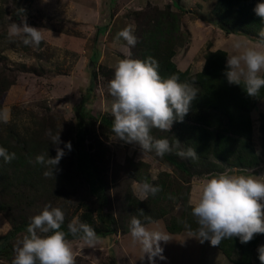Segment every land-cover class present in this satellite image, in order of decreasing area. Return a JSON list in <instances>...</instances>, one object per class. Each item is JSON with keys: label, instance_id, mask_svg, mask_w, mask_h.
<instances>
[{"label": "rangeland", "instance_id": "374dc122", "mask_svg": "<svg viewBox=\"0 0 264 264\" xmlns=\"http://www.w3.org/2000/svg\"><path fill=\"white\" fill-rule=\"evenodd\" d=\"M219 13L258 31L226 0H0V238L17 228L0 264H168L150 243L161 235L175 238L169 264H234L212 241L224 222L252 229L248 214L264 225V113L251 111L259 164L240 169L195 131L205 118L184 96L195 82L165 70H202L228 35ZM248 49L233 77L264 70V41ZM188 203L203 227L173 237L166 223L186 222Z\"/></svg>", "mask_w": 264, "mask_h": 264}, {"label": "trees", "instance_id": "16d2710c", "mask_svg": "<svg viewBox=\"0 0 264 264\" xmlns=\"http://www.w3.org/2000/svg\"><path fill=\"white\" fill-rule=\"evenodd\" d=\"M226 2L229 7L246 16L249 22L257 27L258 31L264 27V0H226ZM218 16L221 28L226 33L235 32L250 35L245 28H235L231 23L224 21L220 13ZM172 29H175L174 25ZM162 30L163 27L160 24H155L152 30L145 31V41L151 44L152 49H157L159 41L163 38ZM147 51L148 48H146ZM226 57L227 53L224 50L208 51L204 57L202 70L193 77L188 75V71L179 70L172 61L167 62L165 70L168 71L171 68L175 80L183 82L184 80H192L191 82H195L193 89L184 92V96L187 95L190 99L185 100L188 102V107L189 105L192 106L193 110L201 112L205 118V126L195 127V131H200L206 144L213 145L211 151L215 153V156L224 161H229V157L233 156L237 159L233 165L246 170L259 164L250 141L251 111L257 101L264 98V71L254 75L250 80L233 78L230 76V67L226 62ZM148 65V63H144V68L149 79L152 80ZM263 127L264 123L261 128ZM249 158L252 161L248 160ZM168 160L174 163L169 157ZM244 164L247 166H242ZM177 165L181 166L180 163ZM185 211L190 214L186 222L183 218L177 219L175 217L167 221L166 229L169 232H192L203 227V212L200 209L188 203L184 206ZM248 219L253 226L252 229L244 228L238 223L224 222L217 230L212 242L234 264H253L251 251L254 248L256 264H264V243L262 242L264 240L261 241L260 236L255 232L257 229L264 235V225L255 216L248 214ZM195 220H197L196 228L192 225ZM87 228L94 230L92 227ZM16 231L17 228L13 227L0 238V252L8 250V241L16 234ZM28 236L30 238L31 256L35 258L38 250L34 251L32 232L28 231ZM50 246L49 244L47 247L50 248Z\"/></svg>", "mask_w": 264, "mask_h": 264}, {"label": "crops", "instance_id": "0c3cea01", "mask_svg": "<svg viewBox=\"0 0 264 264\" xmlns=\"http://www.w3.org/2000/svg\"><path fill=\"white\" fill-rule=\"evenodd\" d=\"M209 19L210 20L215 19V22H217V21L219 22V20L217 19L216 15L210 16ZM227 34L228 35L225 34V35H223L221 37V42L220 43H222V46H217L216 49H213V50L221 49V50H224L227 53L226 62L229 64V67H230V71H229L230 76L233 77L232 73L234 72L235 67H238V65H240V62L242 60V55L243 54L240 53L241 49L243 47L248 49V47H250L251 45H254V42H262V41H264V27L260 28L259 31L255 35H246V34H243V33H235V32H230V33H227ZM234 43H235V46H236L235 48H234V45H233ZM210 46H212L211 42H210ZM203 62H204V60H203ZM243 63H245V62H243ZM243 63H241V64H243ZM246 67L248 68V65ZM261 67H262V69H264V63H263V65H261ZM233 78L238 79L237 77H233ZM261 108L264 109V98H262V99L257 101V103L255 105V108H254V111L259 110L258 113H264V111L261 110ZM258 186H259L258 189L264 190V181L260 182V184ZM195 207L198 208V206H195ZM198 209H200V207ZM200 210L202 211V209H200ZM147 227L148 226L146 225V226L142 227V229L147 228ZM139 229H141V228H138V229H135V230H131V231L127 232L125 234V236L137 235V233L140 231ZM167 233H169L173 237H175L177 235H180L179 233H181V232L172 233V232L167 231ZM164 238H166V237H164L162 235H161V237H153V238L150 239V241H151L150 243L152 245V249H153L154 255H156V246H158L160 249H163V248L166 247L165 251H160L158 254H159L160 258H162V259L167 258V260L165 262H167L169 264V263H172V258H174L175 256H177L179 254L172 250V249L175 250V247L173 246V243H174L173 239H175V238H171V239L170 238L164 239ZM205 242H206V240H205ZM177 243H180V242H177ZM195 244H196L195 245L196 250H199V248H202L204 245H208L207 242L205 244L202 243V239H200L199 241L195 242ZM212 244H213V246L216 247V245L213 242H212ZM170 247H172V248H170ZM199 253H200V257H202L203 254L201 252H199Z\"/></svg>", "mask_w": 264, "mask_h": 264}, {"label": "water", "instance_id": "95a60500", "mask_svg": "<svg viewBox=\"0 0 264 264\" xmlns=\"http://www.w3.org/2000/svg\"><path fill=\"white\" fill-rule=\"evenodd\" d=\"M86 125V124H85Z\"/></svg>", "mask_w": 264, "mask_h": 264}]
</instances>
